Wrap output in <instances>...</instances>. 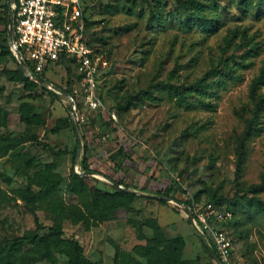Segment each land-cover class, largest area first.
Listing matches in <instances>:
<instances>
[{
    "label": "rangeland",
    "instance_id": "obj_1",
    "mask_svg": "<svg viewBox=\"0 0 264 264\" xmlns=\"http://www.w3.org/2000/svg\"><path fill=\"white\" fill-rule=\"evenodd\" d=\"M187 1L86 0L87 37L106 63L96 92L97 109L86 105L72 72L75 109L57 91L52 100L40 88L18 82L11 75L18 64L6 53L5 27L0 23V111L7 114L0 146L15 149L0 158V239L33 231L34 218L45 227L40 234L55 223L24 193L40 163L52 164L61 178L62 202L104 216L90 195L76 197L66 191L71 168L81 173L86 142L90 167L98 173L88 176V183L100 192L113 193L120 181L129 187L118 189L149 196H157L154 193L171 181L179 188L165 203L135 195L139 198L131 213L118 211L103 220L91 219L88 225L62 221L64 238L76 240L88 261L113 264L116 248L129 253L143 245L152 235L148 224L154 222L167 237L184 239L185 260L212 264L186 211L175 201L183 192L196 207L223 199L222 210L233 214L226 230L235 242V260L264 264V213H254L242 198V191L264 175V112L257 135L244 146L241 178L235 174L236 149L245 128L241 118H249L251 109L249 87L264 68V3L242 13L239 0H194L217 26L210 34L197 28L196 16L184 9ZM4 5L0 0V7ZM106 6H117L119 12L107 13ZM212 71L223 72L225 78L204 100L205 106L199 105L196 95L186 99L191 108L177 101L174 92ZM44 78L61 91L66 89L65 67L49 65ZM260 93L264 95V85ZM22 104L30 106L24 113L28 120L20 119ZM72 109L80 124L76 137ZM78 137L82 147L73 159ZM247 195L264 201V191ZM30 249L26 245L23 253L28 255ZM55 260L68 264L65 256L56 255ZM34 264L49 263L37 259Z\"/></svg>",
    "mask_w": 264,
    "mask_h": 264
},
{
    "label": "trees",
    "instance_id": "obj_2",
    "mask_svg": "<svg viewBox=\"0 0 264 264\" xmlns=\"http://www.w3.org/2000/svg\"><path fill=\"white\" fill-rule=\"evenodd\" d=\"M4 1L5 5L0 7V23H2L5 27L3 33H5L4 42H7L6 53L11 55L12 59L16 61L12 52L10 51L7 39V18L10 0ZM262 3H264V0H239L238 7L242 13H249L254 9L255 6L260 4L262 5ZM184 5V9L186 11H191V13L196 16L197 28L210 34L216 31L217 26L214 25L210 19L204 17V10L201 3L194 0H188ZM105 9L107 10V13L110 14L119 12L117 6H106ZM89 25V20H87L85 23L86 28ZM87 42L92 46V42L88 39V37ZM56 65L60 66L64 64L58 63ZM26 66L29 72L32 73L34 71L28 63H26ZM46 69L39 76L44 78ZM65 72L68 80L66 81V89L63 90V92L67 93L73 99L71 92V86L73 84L71 72L74 73L73 68L70 65H66ZM11 75H13L14 78L24 86H28L29 88L38 87L52 100L57 99V96L53 92L41 87L33 80L25 78L18 67L16 70L12 71ZM74 75L75 78L78 79L75 73ZM224 78L225 74H223L221 71L207 72L201 79L185 88L182 92H174V95L177 97V101L185 105L187 108H191L193 105L188 103L186 100L188 96L192 95L197 96L199 105L205 106L206 102L204 100L214 95V90L223 85ZM263 85L264 68L262 69L260 75L252 81L249 87L248 97L251 105V109L248 112L249 118H241L245 123V128L243 134L239 137L236 149L237 157L235 174L237 179L241 178L244 167V146L249 139L257 135L259 129L257 124L260 116L264 112V95L260 93V88ZM140 96L141 94H138L136 98L139 99ZM29 107L30 106L27 104L21 105L20 119L22 121L29 119V116L24 114L26 111H28ZM0 128H7V114L6 112L4 113L2 111H0ZM72 130L74 132V136L76 137L73 126ZM77 149L78 148L76 145L72 152L73 159L75 158ZM14 150V146H0V158L6 157L9 152ZM118 150L122 152L121 148ZM87 155L88 145L86 142H84L83 154L81 161L79 162L80 172H87L97 175L98 173L91 169ZM110 159L112 160V158ZM33 170L34 172L28 180V188L24 191V193L31 200V203L43 206L44 209L54 218L55 223L46 230V233L40 234L41 232L45 231V227L42 226L36 218H34L35 229L33 231L27 232L21 236H13L4 240L0 239V252L4 253L0 258V264H34L37 259L45 260L49 264H57L55 260L56 255L65 256L68 259V264H96L88 261L84 257L82 248L76 240L64 238L60 223L62 221H69L74 225H88L91 222V219L103 220L105 218L102 217H110L118 211L131 213L134 212L133 204L139 197L125 190L118 189V185H123L125 188L129 187L122 181L116 182L115 186H113V193L109 194L100 192L89 185L87 177H81L74 172L73 168H71L66 185V191L76 197L90 195L93 199V202L96 203L95 206L102 209L101 211L104 216H100V214H96L93 211H89L87 209L81 210L75 205H66L64 202H62V200H60L58 197V190L61 183V178L54 173L52 164H36ZM171 182L172 183L164 189L157 190L154 195L165 197L170 200V195L177 193L179 190V188L176 186V183L174 181ZM140 191L144 192L142 190ZM262 191H264V175L258 184H255L242 191V198L248 201V205L249 207L253 208L252 211L254 213H264V201L254 196L248 197L247 194L254 195ZM181 195V200H175L179 205H185L193 210L195 208H199L194 206L193 203L188 200V198H185V196H183V192ZM142 199L150 200L144 197ZM222 201L224 200H217L212 204V206L222 209V206L219 205ZM158 202L165 203L164 201ZM232 218L223 224L225 229L228 223H231ZM187 221L189 220L187 219ZM148 227L152 232L151 237L146 239L143 245H137L133 247L129 253H125L116 248L113 264H200L198 262L191 263L183 258L186 244L182 237H167L164 229L156 225L154 222L149 223ZM230 238L233 243H235L233 237L231 236ZM200 243L212 264H215L212 255L201 240ZM26 245L31 246L28 255L23 253V249Z\"/></svg>",
    "mask_w": 264,
    "mask_h": 264
},
{
    "label": "built area",
    "instance_id": "obj_3",
    "mask_svg": "<svg viewBox=\"0 0 264 264\" xmlns=\"http://www.w3.org/2000/svg\"><path fill=\"white\" fill-rule=\"evenodd\" d=\"M10 7L14 43L9 48L13 56L17 50L36 75L49 65H70L78 77L86 105L99 108L96 92L106 63L87 42L86 0H14ZM186 213L196 234L199 233L215 252V264H242L235 260V245L223 227L232 218L228 211L205 204L191 209V220Z\"/></svg>",
    "mask_w": 264,
    "mask_h": 264
},
{
    "label": "water",
    "instance_id": "obj_4",
    "mask_svg": "<svg viewBox=\"0 0 264 264\" xmlns=\"http://www.w3.org/2000/svg\"><path fill=\"white\" fill-rule=\"evenodd\" d=\"M13 1L14 0H10V5L13 3ZM10 5H9V9H8V18H7V21H8L7 39H8L9 47H12L13 43H14V33H13V13H12V8L10 7ZM14 58H15L17 64H18V68L20 69V71L22 72V74H23V76L25 78L33 80L34 82L39 84L41 87H44L47 90L53 92L55 95H57V94L54 91H57L58 93L62 94L63 96H65L67 98V100L69 102V105L71 107L74 106L73 99L67 93H65V92L61 91L59 88L53 86L51 83H49L46 79L42 78L41 76L29 72L25 62L22 60V58H21V56H20V54H19V52L17 50H15ZM73 109L71 110V117H72V119L74 121V129H75L76 136H78L79 124L77 123L76 115H75ZM81 147H82V144H81V141H80V139L78 137V143H77V148L78 149H77V154H76L77 157L80 154ZM75 173L80 175L81 177L95 176L94 174L87 173V172H83V173L75 172ZM128 192L132 193L134 195H137V196L141 195L142 197H148V198H151V199H154V200H158V201L169 202V200L167 198L161 197V196L144 195L142 193H137V192H135L133 190H129V189H128ZM179 206L182 207L184 210H186L188 212L189 218L191 220L192 219L191 209L188 208L185 205H179ZM197 235H198L199 239L203 242V244L206 246V248L208 249L210 254L212 255V258H213L214 262L217 263L215 252L210 248V246L208 245L206 240L199 233H197Z\"/></svg>",
    "mask_w": 264,
    "mask_h": 264
}]
</instances>
